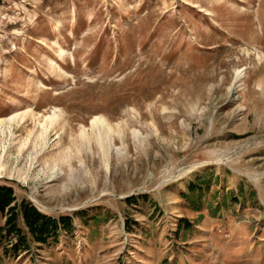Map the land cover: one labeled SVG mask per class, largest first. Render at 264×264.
Segmentation results:
<instances>
[{
  "label": "rangeland",
  "instance_id": "rangeland-1",
  "mask_svg": "<svg viewBox=\"0 0 264 264\" xmlns=\"http://www.w3.org/2000/svg\"><path fill=\"white\" fill-rule=\"evenodd\" d=\"M0 187V264H264V0H0Z\"/></svg>",
  "mask_w": 264,
  "mask_h": 264
},
{
  "label": "trees",
  "instance_id": "trees-1",
  "mask_svg": "<svg viewBox=\"0 0 264 264\" xmlns=\"http://www.w3.org/2000/svg\"><path fill=\"white\" fill-rule=\"evenodd\" d=\"M195 182V184L190 186L192 192L196 189H200V184ZM202 182V181H199ZM127 202H135L136 197H130L126 200ZM13 202L12 191L8 187H0V213H3L6 208L8 217L4 229L0 228V238H6L10 235L16 237L15 245H12L10 248L6 249L5 253H17L18 249H24L27 247L26 235L18 228L17 219L18 212H15L16 207L10 206ZM20 214L23 220V223L29 234L32 235L33 239L39 243H44L51 236L56 237L58 232L63 229L66 232H70L72 229L71 223L72 219L69 216H60L59 218H50L45 215L40 214L36 211L33 206L28 205L23 202L21 204ZM186 222L185 220H183ZM4 231V235H2ZM60 234V233H59ZM0 243L2 240L0 239Z\"/></svg>",
  "mask_w": 264,
  "mask_h": 264
},
{
  "label": "bare ground",
  "instance_id": "bare-ground-1",
  "mask_svg": "<svg viewBox=\"0 0 264 264\" xmlns=\"http://www.w3.org/2000/svg\"><path fill=\"white\" fill-rule=\"evenodd\" d=\"M13 119H14V117L10 118V120H9V121H13ZM97 121L104 123V121L95 120L94 122H92V124H94V125H95V124L97 123ZM46 131H47V129H46ZM45 133H46V132H45ZM43 134H44V133H43Z\"/></svg>",
  "mask_w": 264,
  "mask_h": 264
}]
</instances>
